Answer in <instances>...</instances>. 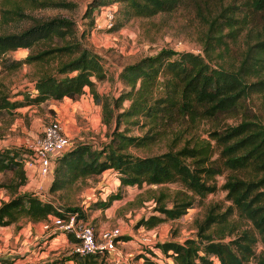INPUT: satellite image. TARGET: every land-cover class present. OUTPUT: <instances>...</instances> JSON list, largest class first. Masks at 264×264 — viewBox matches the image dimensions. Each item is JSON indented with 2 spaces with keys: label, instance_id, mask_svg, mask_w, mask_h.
Here are the masks:
<instances>
[{
  "label": "trees",
  "instance_id": "obj_1",
  "mask_svg": "<svg viewBox=\"0 0 264 264\" xmlns=\"http://www.w3.org/2000/svg\"><path fill=\"white\" fill-rule=\"evenodd\" d=\"M183 1L90 0L84 17L89 18L91 28L95 7L118 3L110 27L115 30L132 16L171 11ZM189 1L198 9L207 8L203 16L207 25L202 34L204 53L162 47L155 54L144 55L122 67L118 76L124 87L117 95L108 96L96 88V81L106 77L102 56L83 43L74 19L30 12L73 3L0 0V73L15 71L24 63L38 64L31 92L10 93L0 87V120L20 107L89 93L101 105L109 138L101 146L88 141L71 143L58 155L47 189L50 194L113 170L119 190L109 191L106 198L93 199L85 207L104 210L121 196V187L149 185L154 198L152 212L141 216L136 225L150 228L182 216L196 199L217 189L215 176L223 174L221 188L230 203L210 202L203 217L195 220L193 236L183 241L163 240L155 246L173 264H264V117L248 104L253 94H264V0ZM212 2L214 8L219 3L215 12ZM19 22H23L19 28H3ZM240 35L245 36V46L238 61H226L223 54ZM18 48L29 51L21 58L10 57L9 52ZM214 54L220 56L215 62L211 60ZM50 61H54L53 70L44 69L43 64ZM19 94L22 97H17ZM231 116L240 120L227 122ZM203 121L212 123L206 129L207 138L196 130ZM129 124L143 131L128 133ZM161 142L163 149L150 152L152 145ZM133 148L146 153L137 154ZM30 154V150L0 148V173L14 172L12 183L0 181V186L10 190L9 198L0 203V227L22 218L51 220L74 212L87 217L82 206L63 207L34 190L21 189L28 180L25 159ZM165 183L179 186L170 190ZM241 220L248 225H241ZM67 235L69 242L78 241ZM126 238L118 235L115 240ZM151 254L159 257L154 251ZM138 257L144 264H170L143 253ZM67 259L70 264H113L97 251L80 254L71 249ZM46 262L35 264H57Z\"/></svg>",
  "mask_w": 264,
  "mask_h": 264
},
{
  "label": "rangeland",
  "instance_id": "obj_2",
  "mask_svg": "<svg viewBox=\"0 0 264 264\" xmlns=\"http://www.w3.org/2000/svg\"><path fill=\"white\" fill-rule=\"evenodd\" d=\"M73 3L70 6L47 7L30 11L33 15L49 17L53 15L68 16L74 19L77 25V35L92 50L102 56V61L106 70V77L96 81L97 90L108 96H115L120 89L124 87L119 79V72L122 67L131 63L144 55L155 54L162 47H170L175 50H192L194 52L203 51L202 34L206 30V23L203 16L207 14V8L198 9L193 1L184 0L175 9L167 12H160L152 16H132L120 28L110 30L104 14L107 9H115L118 3H112L105 6L95 7L93 9L94 24L89 28V18L84 17L90 0H66ZM227 2L229 0H222ZM212 12L219 7L214 8V3L210 4ZM23 22L3 26L5 29L19 28ZM113 24V23H112ZM85 29V30H84ZM82 35V33H84ZM228 39V38H227ZM245 36L240 35L235 42H231V49L223 54L226 61L234 58L237 62L239 52L245 46ZM28 48H18L9 52L12 58H21L27 54ZM220 58L219 55H213L211 60L215 62ZM54 61L43 64L44 69L53 70ZM36 66L35 63H24L19 69L10 73L1 71L0 87L14 93L17 90H28L31 92ZM17 93V92H15ZM17 97H22L19 94ZM127 101L124 105H127ZM255 113L264 117V94H253L248 102ZM53 119H58L71 143L88 141L96 146H101L108 140L110 130L102 123L101 105L96 103L88 93L72 98L65 96L61 99H49L40 105H29L18 108L15 113L5 114L3 120H0V148L10 147L18 149L19 152L30 150L35 140L41 136L44 127ZM227 122L235 123L240 120L239 116L228 117ZM211 121H203L196 128L200 137L207 138V130ZM124 124L121 125V128ZM143 130L137 125L129 124L128 133L141 134ZM182 141H180L181 144ZM164 142L152 145L150 152H155L164 148ZM137 154H145L146 150L134 149ZM107 171V172H105ZM100 174L91 175L83 180H78L67 188L49 193L48 186L51 179H43L34 169L29 171L31 179L38 180L44 185L39 192L43 193L44 199H51L55 204L58 202L66 206H82L87 214V218L96 228H114L119 227L121 235H127L128 238L116 243L114 252L123 258L127 264H144L143 258L138 257L143 253L153 259L168 261L173 264L171 259L165 257L158 247L157 242L174 239L183 241L186 237L193 236L196 231L195 220L201 219L206 212V207L210 202H218L223 206L230 203L225 199V190L221 188L224 181V175H216L217 189L210 192L201 199H196L193 206L187 209L186 213L175 219H168L153 227L137 226L136 221L141 216H146L152 212L154 198L148 191L149 185L137 187L128 185L121 187V196L114 199L106 211L102 209H87L86 203L105 197L109 191H117V173L107 169ZM13 175V176H12ZM14 172L8 170L0 173V181L12 183ZM29 179L21 189L31 190L29 188ZM116 182V183H115ZM41 183V184H42ZM156 187L155 185H150ZM163 186L170 190L176 188V183H165ZM38 188V186L36 187ZM22 189V190H23ZM10 190L5 186H0V203L8 199ZM168 203V202H167ZM58 205V204H57ZM41 222L39 225L38 223ZM44 222H48L49 228H44ZM241 225H248L245 220L240 221ZM26 231L22 234L21 229ZM62 232L51 220L31 221L26 218L20 219L16 223L0 227L1 237H8V247L15 249L10 252L7 248L1 250L0 255L8 252L12 255H20L24 258L31 256L36 263H45L46 261H57V264H70L69 255L73 243L69 242L68 235L66 240H52L55 233ZM28 238L24 244V238ZM23 244V245H21ZM24 245L26 246L24 248ZM22 246V247H20ZM20 247V249H19ZM261 249V244H257L256 250ZM20 250V251H19ZM156 252L159 257L151 254ZM22 253V254H20ZM106 259L111 263L112 255L105 253ZM4 262L3 259L0 262ZM47 263V262H46ZM249 264H255L250 261Z\"/></svg>",
  "mask_w": 264,
  "mask_h": 264
},
{
  "label": "built area",
  "instance_id": "obj_3",
  "mask_svg": "<svg viewBox=\"0 0 264 264\" xmlns=\"http://www.w3.org/2000/svg\"><path fill=\"white\" fill-rule=\"evenodd\" d=\"M109 27L113 23V9H107L104 14V22ZM70 138L65 133L58 119L51 120L43 129L42 134L35 140L31 147V154L25 159V169L29 175V171L36 170L38 175L43 179L53 174V167L58 155L63 153L70 146ZM41 186L34 191L38 192L42 198L43 193H40ZM52 223L65 234H71L78 238V241L73 243L72 250L85 254L89 252H100L102 254L110 253L111 263L127 264L126 261L117 255V241L115 238L121 234L119 227L111 229L96 228L91 224L87 217L80 216L77 212L70 213L65 217L56 216L51 219ZM48 222H44V228H49Z\"/></svg>",
  "mask_w": 264,
  "mask_h": 264
},
{
  "label": "crops",
  "instance_id": "obj_4",
  "mask_svg": "<svg viewBox=\"0 0 264 264\" xmlns=\"http://www.w3.org/2000/svg\"><path fill=\"white\" fill-rule=\"evenodd\" d=\"M105 172H107V171H105ZM28 179L30 180L29 181V183H30L29 184V188L31 190L38 189V188H36L37 186L38 187L39 186L42 187L44 185V183H42L40 181V179H39V181L35 180V179L32 180L31 177H30V173L28 175ZM104 211H106V209H104ZM38 224L40 225L41 222H39ZM20 232L22 234H26V231H24L23 228L19 231V233ZM52 233H55V235L53 236L52 240H56L58 238L61 239L62 241L66 240V234L65 233L56 232V231H53ZM1 238H2V240H0V252H1V250H5L6 248L8 250H10V252L15 251V249H12V248L8 247V241H9L8 237L6 238L5 236H3ZM27 240H28V238L26 236V238H24V240H23L24 244L26 243ZM21 245H23V244H21ZM20 247H22V246H20ZM20 247H19V249H20ZM25 247L26 246L24 245V248ZM20 254H22V253H20ZM18 256L20 257V255H12V253H9V252L7 254H5V255H0V260L3 259V261H4V262L1 261L0 264H35L36 263L35 261H33L32 258H30L31 256H29V255H26L24 258H22V257L19 258Z\"/></svg>",
  "mask_w": 264,
  "mask_h": 264
}]
</instances>
